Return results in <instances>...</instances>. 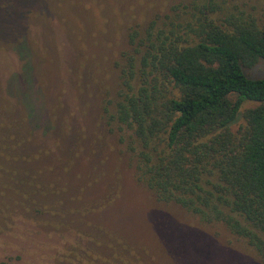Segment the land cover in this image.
<instances>
[{
	"label": "rangeland",
	"instance_id": "1",
	"mask_svg": "<svg viewBox=\"0 0 264 264\" xmlns=\"http://www.w3.org/2000/svg\"><path fill=\"white\" fill-rule=\"evenodd\" d=\"M209 1L0 0V264H264L223 222L139 181L112 117L130 32ZM212 2L264 21V0ZM245 71L264 77V60Z\"/></svg>",
	"mask_w": 264,
	"mask_h": 264
},
{
	"label": "trees",
	"instance_id": "2",
	"mask_svg": "<svg viewBox=\"0 0 264 264\" xmlns=\"http://www.w3.org/2000/svg\"><path fill=\"white\" fill-rule=\"evenodd\" d=\"M210 1L184 22L130 32L112 117L160 201L223 222L264 259V77L245 71L264 60V21ZM247 100L257 104L233 133Z\"/></svg>",
	"mask_w": 264,
	"mask_h": 264
}]
</instances>
